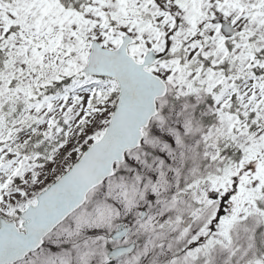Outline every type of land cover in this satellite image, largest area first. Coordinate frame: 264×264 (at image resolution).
<instances>
[{
    "label": "snow or ice",
    "instance_id": "1",
    "mask_svg": "<svg viewBox=\"0 0 264 264\" xmlns=\"http://www.w3.org/2000/svg\"><path fill=\"white\" fill-rule=\"evenodd\" d=\"M0 264H264V0H0Z\"/></svg>",
    "mask_w": 264,
    "mask_h": 264
}]
</instances>
